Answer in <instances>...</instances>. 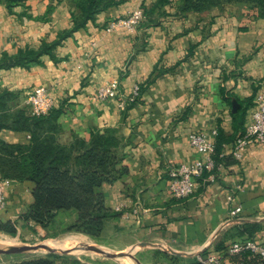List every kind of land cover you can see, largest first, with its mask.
<instances>
[{
  "label": "crops",
  "instance_id": "1",
  "mask_svg": "<svg viewBox=\"0 0 264 264\" xmlns=\"http://www.w3.org/2000/svg\"><path fill=\"white\" fill-rule=\"evenodd\" d=\"M158 1L124 0L98 13L62 40L55 59L44 55L30 69H0V90L18 93L24 107L29 92L46 87L55 107L64 109L59 118L63 144L75 137L88 140L94 130L106 127L125 137L128 172L103 186L106 206L121 212L107 222L106 230L115 227L116 235L129 239L119 248L130 255L123 259L190 264L215 254L226 264H263L251 251L230 249L249 239L264 241V143L246 146L241 158L232 155V142L225 143L214 178L200 181L187 198L172 195L169 172L173 165L203 158L190 144L191 133L205 132L216 143L214 130L233 139L245 130L264 83V18L246 5L182 12L179 0H168L155 8L156 25L105 30L111 21ZM76 11L71 0H29L13 13L0 2V56L56 40L73 27ZM113 79L120 81L121 96L95 101L98 86ZM142 83L147 84L138 102L125 105L124 98ZM249 98L253 101L247 106ZM243 107V124H235L234 114ZM0 138L27 144L30 133L2 129ZM0 184L7 196L0 219L24 228L19 216L34 201L31 183ZM237 205L242 211L232 217ZM46 244L59 246L55 241Z\"/></svg>",
  "mask_w": 264,
  "mask_h": 264
},
{
  "label": "trees",
  "instance_id": "2",
  "mask_svg": "<svg viewBox=\"0 0 264 264\" xmlns=\"http://www.w3.org/2000/svg\"><path fill=\"white\" fill-rule=\"evenodd\" d=\"M28 1L0 0L11 13L17 7H26ZM71 1L77 11L73 13V27L69 31L60 34L52 42L43 41L37 49L27 48L15 54L2 53L0 69L13 67L30 69L40 65L44 55H50L55 59L54 51L62 40L78 29L86 27L98 13L124 2V0ZM179 1L182 12H203L232 3L256 9L258 16L264 18V0ZM167 2L168 0H159L150 9L144 8L145 21L140 26L156 25L158 17H153L155 8ZM146 84H139L140 97L129 106L138 102ZM252 101V98L247 99L246 105H251ZM27 109L26 105L24 107L20 105L18 93L9 89L0 90V131L10 129L30 133V142L27 144L8 143L0 138V180L28 181L32 185L34 201L20 214L19 219L26 223L34 222L49 230L54 226L61 212H72L76 215V219L68 230L79 231L100 239L106 231L107 222L121 215V212L106 206L103 186L115 182L128 172L123 164L125 137L117 128L106 127L94 130L88 140L75 137L70 144H63L60 141L62 125L59 122L64 111L62 107H54L49 113L41 116L31 115ZM245 113L246 108L243 107L234 114L235 124L239 123V120L243 124ZM237 138L226 137L224 132L219 131L214 156L217 165L224 158V144L227 142L234 144ZM209 174L210 171H206L204 176L207 177ZM0 230L15 233L16 227L11 221L0 219ZM257 256L262 261L260 256ZM262 263L264 264L263 261ZM20 264L79 263L50 254L26 259ZM190 264L204 263L196 258Z\"/></svg>",
  "mask_w": 264,
  "mask_h": 264
},
{
  "label": "built area",
  "instance_id": "3",
  "mask_svg": "<svg viewBox=\"0 0 264 264\" xmlns=\"http://www.w3.org/2000/svg\"><path fill=\"white\" fill-rule=\"evenodd\" d=\"M145 17L144 9L140 8L132 12L127 17L117 18L111 21L106 27L107 32H112L121 27L129 31H135L143 22ZM122 92L120 89V81L113 79L98 86L93 95L95 101H110L119 96ZM140 97V86L136 84L131 94L125 97L123 103L129 105ZM25 105L28 107L31 115H46L56 106L55 98L49 93L44 86L33 89L25 96ZM214 136L218 135L217 130L213 131ZM264 143V83L259 88L255 96L254 109L250 115V120L243 134L238 136L232 146V155L241 158L243 149L250 144ZM190 144L203 158L197 160L192 165H173L170 169L169 189L173 196L177 198H187L192 196L200 181L214 178L212 171L217 168L215 161L216 143L208 139L205 132H193L190 135ZM224 155V153H223ZM206 171H210L208 177L204 176ZM7 205V196L3 185L0 184V211ZM242 211L241 205L231 209L230 214L236 217ZM250 250L254 254L260 256L264 262V241L258 242L254 239L245 240L244 242L234 243L230 249L232 253H238ZM199 260L204 264H226L223 257L219 255H209L207 257L200 256Z\"/></svg>",
  "mask_w": 264,
  "mask_h": 264
},
{
  "label": "rangeland",
  "instance_id": "4",
  "mask_svg": "<svg viewBox=\"0 0 264 264\" xmlns=\"http://www.w3.org/2000/svg\"><path fill=\"white\" fill-rule=\"evenodd\" d=\"M75 219L74 213L61 212L51 229L46 230L42 227L45 231H41L38 228L40 225L34 222L26 223L21 220L22 223H25L23 228L21 227L23 224L19 226L17 221H11L12 225L16 227V232L10 233L0 230V243L12 242L26 246L43 245V248L32 252L0 249V261L19 264L26 259L54 254L79 264H135L129 258H112L89 248L94 246L113 253L121 252L119 248L127 246L129 239L122 235H116L115 227L108 228L100 239H95L79 231L68 230ZM49 241H55L59 246H49L46 244ZM61 249H66L68 253L62 252ZM144 260L143 257L141 259L142 264H145Z\"/></svg>",
  "mask_w": 264,
  "mask_h": 264
},
{
  "label": "water",
  "instance_id": "5",
  "mask_svg": "<svg viewBox=\"0 0 264 264\" xmlns=\"http://www.w3.org/2000/svg\"><path fill=\"white\" fill-rule=\"evenodd\" d=\"M140 246L142 247H147V246H153V245H148V243H141ZM43 248V245H38V246H26V245H20L16 243H5L1 244L0 243V249H4L7 251H21V252H32V251H37ZM91 250H95L98 252H101L109 257L112 258H121V257H129L130 255L128 253H113L109 251H105L101 248L91 246L89 247ZM62 252L68 253L66 249H61Z\"/></svg>",
  "mask_w": 264,
  "mask_h": 264
},
{
  "label": "bare ground",
  "instance_id": "6",
  "mask_svg": "<svg viewBox=\"0 0 264 264\" xmlns=\"http://www.w3.org/2000/svg\"><path fill=\"white\" fill-rule=\"evenodd\" d=\"M9 243H12V242H9ZM1 244H5V243H1Z\"/></svg>",
  "mask_w": 264,
  "mask_h": 264
}]
</instances>
